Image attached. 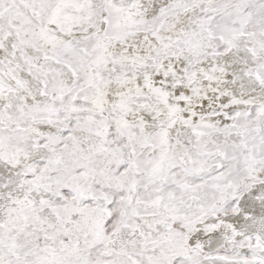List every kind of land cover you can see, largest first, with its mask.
Segmentation results:
<instances>
[{"label":"snow or ice","instance_id":"obj_1","mask_svg":"<svg viewBox=\"0 0 264 264\" xmlns=\"http://www.w3.org/2000/svg\"><path fill=\"white\" fill-rule=\"evenodd\" d=\"M0 264H264V0H0Z\"/></svg>","mask_w":264,"mask_h":264}]
</instances>
